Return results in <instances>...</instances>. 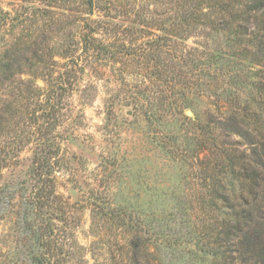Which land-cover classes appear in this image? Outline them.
<instances>
[{
    "label": "rangeland",
    "instance_id": "obj_1",
    "mask_svg": "<svg viewBox=\"0 0 264 264\" xmlns=\"http://www.w3.org/2000/svg\"><path fill=\"white\" fill-rule=\"evenodd\" d=\"M176 8L0 0V264L213 263L210 227L232 212L212 178L244 192L240 166L213 162L248 147L214 140V121L257 105L263 67L230 31L171 36ZM87 33L106 47L89 50ZM12 50L32 59L22 94L7 86Z\"/></svg>",
    "mask_w": 264,
    "mask_h": 264
},
{
    "label": "trees",
    "instance_id": "obj_2",
    "mask_svg": "<svg viewBox=\"0 0 264 264\" xmlns=\"http://www.w3.org/2000/svg\"><path fill=\"white\" fill-rule=\"evenodd\" d=\"M176 6L174 13L178 14L177 17L168 20L179 21L166 29L171 36L187 41L199 27L230 31L240 52L249 53L263 67L257 77V105L240 101L235 107H227L222 112L219 110L214 121V140H220L218 137L223 135L239 134L248 147L246 150L232 148L231 153L218 154L217 162L214 159L213 164L219 168V174L227 165L234 170L236 166L241 167L244 192L232 194L217 174L212 178L224 208L232 213L210 227V243L218 250L212 264H264V129L260 113L264 105V0H176ZM171 38L167 36L166 39L172 42ZM83 42L94 52L106 47L93 33L84 35ZM183 46L191 48L187 43ZM8 57L7 86L11 90L17 89L19 94L25 93L24 89H28L26 86L30 87V83L21 77L25 73L23 64L31 63L32 59L20 57L15 50ZM17 103L18 100L9 101L13 108L10 113L12 119H16L21 111ZM132 244L139 245L136 241ZM135 253L137 256L138 252ZM137 260V264H142L139 258Z\"/></svg>",
    "mask_w": 264,
    "mask_h": 264
}]
</instances>
